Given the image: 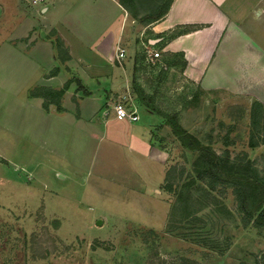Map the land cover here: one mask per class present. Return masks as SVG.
Listing matches in <instances>:
<instances>
[{"label": "rangeland", "instance_id": "1", "mask_svg": "<svg viewBox=\"0 0 264 264\" xmlns=\"http://www.w3.org/2000/svg\"><path fill=\"white\" fill-rule=\"evenodd\" d=\"M125 2L135 23L143 25L145 17L163 10L169 0ZM151 35L132 33L133 58L138 51L145 55L140 37L147 42ZM172 58L164 52L160 63L142 60L145 69L133 66L129 78L136 99L134 87L140 84L148 101L166 113H157L161 122L151 130L158 149L151 148L144 164L152 172L128 149L127 136L115 142L103 128L92 129L84 121L63 124L64 118L54 116L48 119L53 129L45 131L39 114L35 143L59 148L70 160L55 158L35 170L0 159V264H264V225L241 220L231 187L214 191L229 207V216L209 201L192 206L202 221L170 216L175 192L195 176L199 151L182 144L167 123L168 115L176 116L202 144L219 153L228 149L231 156L245 151L264 170V108L244 97H206L178 65L167 63ZM70 82L73 91L64 104L71 103L79 117L81 96L76 92L84 96L90 89L77 77ZM120 97L115 91L104 105ZM153 150L161 153V161L152 156Z\"/></svg>", "mask_w": 264, "mask_h": 264}, {"label": "crops", "instance_id": "2", "mask_svg": "<svg viewBox=\"0 0 264 264\" xmlns=\"http://www.w3.org/2000/svg\"><path fill=\"white\" fill-rule=\"evenodd\" d=\"M134 20L120 0H0V159L35 170L55 158L70 160L59 148L35 143L39 114L45 131L53 129L48 119L54 116L64 118L63 124L84 121L92 129L103 128L115 142L127 136L128 149L152 172L144 162L151 148L158 149L151 130L161 119L131 93L133 32L152 33L147 42L140 37L142 45L163 54L183 53L186 64L180 73L206 97H244L264 105V0H170L160 18L143 25ZM176 29L182 31L171 34ZM54 33L68 49L66 60L58 57ZM118 45L127 51L120 62L114 57ZM55 66L58 72L50 74ZM74 77L90 89L84 96L76 92L81 96L79 117L71 103L64 104L71 84L61 108L53 102L45 108L44 98L31 93L36 87L60 88ZM115 91L138 104V120L117 118L112 104L104 105ZM153 153L161 161V153Z\"/></svg>", "mask_w": 264, "mask_h": 264}, {"label": "trees", "instance_id": "3", "mask_svg": "<svg viewBox=\"0 0 264 264\" xmlns=\"http://www.w3.org/2000/svg\"><path fill=\"white\" fill-rule=\"evenodd\" d=\"M120 2L132 15H134L132 8L128 6L125 0H120ZM168 5L169 2L160 12L145 17V23L154 21L163 16L167 11ZM181 31V29H176L171 34ZM55 46L59 53L58 57L61 60H66L70 57L67 47L59 36L55 38ZM143 52H145L144 48ZM171 54H173V58L166 59L167 63L170 64L171 62L183 69L186 64L183 53L176 52ZM177 57H179V59ZM142 60L144 61V55L138 51V54H136L134 58V67L138 66V69L140 67L141 71L145 69L142 66ZM160 62L161 61H158V63ZM162 70L163 72L166 71V67L163 66ZM57 72V66L50 70V74H56ZM160 74H162L161 71ZM70 81L71 79H68L60 88L36 87L31 93L40 95L44 98L43 106L45 108H48L51 102L57 104L58 108H60V99L68 88ZM79 85L81 86V84ZM134 88L138 101L152 111L160 114L162 117L166 116V113L156 108L148 101L146 98L147 95L140 84H135ZM253 105H259L264 108V105L258 100H254ZM254 116L255 115L252 114L253 119ZM166 119L173 133L183 145L199 151V154L193 162L195 176L193 175L188 181L183 182L177 192H175L176 199L172 204L170 215L173 218L172 220L181 221L191 217L193 221H202L201 216L197 213L198 210L196 208L192 209L196 201L205 203L209 201L216 204L217 210L220 213L229 216L231 214L229 207L225 203L220 202L219 196L214 193L218 188H221L220 186H229L232 188V193L237 199L238 209L242 213L241 220L244 223L253 222L258 226L264 225V170L259 169V167L253 163L248 157L247 152L242 151L241 155L231 156L230 151L224 149L219 153L209 145L202 144L197 136L179 124L176 116L168 115ZM196 178L202 182L197 183ZM170 188L171 187H169V189ZM194 191L197 192V196H194Z\"/></svg>", "mask_w": 264, "mask_h": 264}, {"label": "built area", "instance_id": "4", "mask_svg": "<svg viewBox=\"0 0 264 264\" xmlns=\"http://www.w3.org/2000/svg\"><path fill=\"white\" fill-rule=\"evenodd\" d=\"M145 49L144 61L150 64H154L156 61H160L162 56V50L153 47H148L147 44H143ZM126 48L124 46H117L114 57L117 61H121L126 55ZM114 115L120 119H127L128 121H136L139 118L138 104L132 100L131 97L122 96L112 102L111 105Z\"/></svg>", "mask_w": 264, "mask_h": 264}, {"label": "water", "instance_id": "5", "mask_svg": "<svg viewBox=\"0 0 264 264\" xmlns=\"http://www.w3.org/2000/svg\"><path fill=\"white\" fill-rule=\"evenodd\" d=\"M100 221H101V220L99 219V220H98V223H99Z\"/></svg>", "mask_w": 264, "mask_h": 264}]
</instances>
